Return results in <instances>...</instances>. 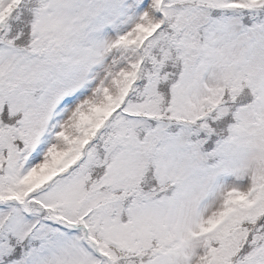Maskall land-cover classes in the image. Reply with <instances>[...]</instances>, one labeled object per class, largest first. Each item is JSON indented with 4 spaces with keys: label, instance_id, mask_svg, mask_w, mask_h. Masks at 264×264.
<instances>
[{
    "label": "snow or ice",
    "instance_id": "snow-or-ice-1",
    "mask_svg": "<svg viewBox=\"0 0 264 264\" xmlns=\"http://www.w3.org/2000/svg\"><path fill=\"white\" fill-rule=\"evenodd\" d=\"M0 264H264V0H0Z\"/></svg>",
    "mask_w": 264,
    "mask_h": 264
}]
</instances>
